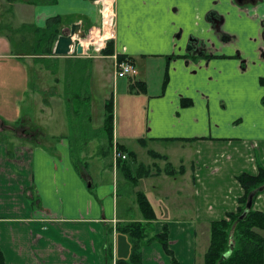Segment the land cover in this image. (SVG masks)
Returning <instances> with one entry per match:
<instances>
[{"label":"crops","instance_id":"crops-1","mask_svg":"<svg viewBox=\"0 0 264 264\" xmlns=\"http://www.w3.org/2000/svg\"><path fill=\"white\" fill-rule=\"evenodd\" d=\"M103 2L110 29L112 25L115 29V53L58 56L25 51L35 41V29L57 16L70 18L62 29L73 23H80L86 32L97 28L101 0H0V38L6 46L0 52V122L29 124L22 106L45 95L44 101L35 100L43 108L49 107L51 99L68 102L80 96L73 67L81 60L90 64L92 94L100 91L106 100L114 101L113 132L107 145L99 143L101 149L106 145L104 153L111 156L110 176L99 164L100 149L90 155L85 150L92 141L90 132L49 134L46 128L24 126L33 129L35 136L17 137L10 131L13 158L0 135V247L7 264H105L107 232L112 230V264H116L131 253L130 236L122 227L138 221L145 226L142 264H205L212 222L235 212L244 194L237 177L256 175L264 166V0L244 4L236 0ZM218 18H223L220 30L214 25ZM221 32L229 34V42L222 40ZM108 38L107 34L90 37L82 39V44L87 50ZM193 39L213 55H187ZM13 44L23 51H11ZM118 54L131 58L136 68L140 65L136 75L143 85L138 91L147 103V114L139 135L133 134L132 114L128 113L125 128H120L115 91L108 97L116 85L119 97L120 78L115 70L107 74L102 60L110 57L115 66ZM172 55L178 57L172 59ZM61 59L71 61L70 70ZM51 60H56L52 67ZM184 98L192 104L183 106ZM67 115L74 114L63 112ZM78 142L83 143L80 157L87 170L73 154ZM157 143L166 145L168 153L186 152L177 162L181 172L169 174L157 168V160L174 163L170 153L151 147ZM121 146L127 158L114 163V147ZM149 150L168 159L152 157ZM144 151L150 157L145 162L140 160ZM128 173L138 176L137 180ZM123 190L129 199L121 211ZM137 192L147 195L154 219H143L139 205L133 215L131 196L135 199ZM253 205L264 212V192ZM165 227L171 254L160 242L151 241Z\"/></svg>","mask_w":264,"mask_h":264},{"label":"trees","instance_id":"trees-1","mask_svg":"<svg viewBox=\"0 0 264 264\" xmlns=\"http://www.w3.org/2000/svg\"><path fill=\"white\" fill-rule=\"evenodd\" d=\"M96 1V0H90ZM70 18L57 16L50 18L47 25L44 28H36L38 38L36 39L35 46L37 44L38 49H34L36 55H52L55 43L58 37L61 35L62 25L69 24ZM46 41V46H44L43 51H39L42 47L44 41ZM115 53L114 41H109L108 45L101 50L103 55H113ZM178 55H172L171 58H176ZM128 59L133 61L131 58L124 54H118V60L123 61ZM168 77L164 79V85H166ZM139 86L143 85V82H136ZM143 88V87H142ZM192 104L191 99L184 98L182 100L183 106H189ZM114 123V101L110 99L106 102V118H105V128L108 134L113 132ZM0 133L5 131L13 132L17 134V137L23 136H35L34 130L31 128H26L21 123L15 122L13 124H6V122H0ZM8 144V155L9 157H14V142H9ZM140 142L145 145V140L140 139ZM123 147H120L122 150ZM152 157L168 159L167 156L162 155L153 150H149ZM166 172L169 174H175L181 172L183 169H177L173 165L168 163L166 167ZM133 181H136L138 176H131ZM238 181L244 189V194L239 199V206L235 212H228L226 218L216 220L212 222L211 225V240L208 250L205 254V264H264V212L252 208L248 209L246 204L248 202L249 196L252 193L255 198L262 192L260 188L264 186V166L259 167V173L256 175L249 173H242L237 177ZM136 200L141 210L143 219H154L156 217L155 210L148 199L147 195L143 192H137ZM253 201V203H254ZM246 212L244 218L241 216ZM143 228L144 224L134 221L122 227V231L129 234L131 239V253L128 259L119 258L116 264H142L141 249L143 247ZM112 230L107 232V244L105 247V264H112L113 261V237L111 238ZM151 241L160 242L165 250L171 254V249L169 248L168 230L165 227L164 230L156 235H153ZM0 264H7L5 254L0 247Z\"/></svg>","mask_w":264,"mask_h":264},{"label":"rangeland","instance_id":"rangeland-1","mask_svg":"<svg viewBox=\"0 0 264 264\" xmlns=\"http://www.w3.org/2000/svg\"><path fill=\"white\" fill-rule=\"evenodd\" d=\"M101 7V6H100ZM4 9V8H3ZM5 14L3 13V16ZM2 21L5 22L6 18H2ZM69 29H62L61 33H66L68 32ZM87 36L93 37V38H99L103 35L102 31V22L99 27L89 29L87 32ZM38 38L37 35H35V41L30 47L29 45L25 48V51L29 52L31 54L34 49H38L36 43V39ZM78 39V38H77ZM21 38H19V41ZM46 41H44L42 47L39 49V51H43L44 46H46ZM111 41V40H110ZM12 42V41H11ZM78 42V41H77ZM109 40L106 41V46L108 45ZM105 46V47H106ZM4 44V39L0 38V52H4L6 50ZM10 47V46H9ZM11 51L17 52L19 50L23 49L21 47H17L16 44H13V47L11 46ZM93 50H89L88 54L89 56H97V55H102L101 52L95 51L94 48L91 47ZM31 51V52H30ZM76 54V52L74 51ZM24 54H27L26 52ZM85 55V54H83ZM7 60V59H5ZM42 60H39L37 63V69L39 68V65ZM48 60H43V62H47ZM26 62V61H25ZM28 62V60H27ZM42 62L43 66L44 63ZM51 67L52 64L56 62V60H51ZM53 62V63H52ZM71 61L69 59H61V63H64L67 67L72 64H69ZM103 64L105 65V72L107 74L113 73L115 70L114 66V60L111 59L110 57H105V59L102 60ZM26 64V63H25ZM22 66H24L23 59H22ZM69 66V70H70ZM140 65H137V70H139ZM90 64L86 63L84 60L79 61V63L76 65V67H73V70L77 73L76 76L77 78V85L81 89V95L78 97H72L71 101H65L64 99L58 101L56 98L51 99L49 102V107L48 108H43L39 103V106L35 102V100H43L44 97H48L47 95L43 96V99H35L33 101H28L26 105L22 106V113L25 116L26 114L29 117L30 123L28 124L26 121L24 123H21L23 126H30L31 128L34 129H47V132L49 134H52L55 130L58 131V133H62L63 135H68L70 132L76 130H82L84 131V134H87L90 132V136H92V141L91 143L89 142L88 145L85 147V150L87 151L88 155H90L93 152L98 151L100 149L101 152H99V158H100V166L105 167L107 170V173L105 175L110 176V172L108 171V163L111 162V156H108L107 154L104 153V150L106 148L107 143L109 142L108 138V131L105 128V118H106V102L109 100L105 99V94L102 92H98V94L93 93L91 91V88L93 87L92 80H91V75L89 74L90 71ZM38 71V70H37ZM36 75V73H35ZM34 75V78H35ZM154 76H157V73L154 74ZM140 76L139 75H134V76H127L125 78H120L119 79V97L117 96L118 91H117V85L114 88L109 89L108 94L109 98L115 91L116 93V102H115V112L117 114L119 110V121H120V128H125V125L127 124L125 120H127V115L132 114V121H131V127L135 128V131L133 134L134 135H139V133L145 128L146 126V114H147V103L143 99V95L140 94L138 89H140L139 85L136 82H141L139 80ZM139 80V81H138ZM154 82V81H153ZM133 87H132V86ZM137 85V86H136ZM139 87V88H138ZM142 88V87H141ZM137 90V91H136ZM85 93V94H84ZM87 96L88 98H86ZM42 98V97H41ZM45 106V105H44ZM73 112V116H63V112ZM75 111V112H74ZM53 114V117L50 116ZM57 113L59 115L56 116L54 115ZM48 114V115H47ZM7 122H10L7 120ZM140 131V132H139ZM1 136L5 137L6 140H9L8 137H11L12 134L9 133H0ZM8 135V136H7ZM105 142V146L101 149L99 148V143ZM76 149L73 148V154L75 156V159L80 167H82L84 170H87L86 165H84V160L81 159L80 153H81V148L83 146V143L79 144L75 143L74 144ZM73 145V147H74ZM166 146V145H164ZM162 146L161 143H157V145H151L152 148L156 149L159 152L167 153L171 155L170 161L174 162L173 165L177 168L180 169L179 164L177 163L180 157H185L186 152L181 151L180 149L173 150L172 152H167L168 147ZM118 148V147H117ZM84 150V149H83ZM120 150V149H119ZM144 151L142 154L140 153V160L141 161H146L149 160V156L147 153ZM110 155V154H109ZM81 162V163H80ZM169 161H164V160H157V168L160 167L161 169L165 168L168 166ZM188 168L190 167V164H185ZM110 167V166H109ZM89 169V168H88ZM172 181L173 179H169ZM173 182V181H172ZM89 183H87L88 185ZM178 184V183H177ZM128 190V188H125ZM126 190H123L120 194L119 197V203L121 207V211L124 209V204L127 201L128 202V197L129 194H126ZM129 191V190H128ZM132 199V205H133V215L135 214V210L137 212L138 210V204L135 202L137 201L136 198L134 199L133 196H131ZM112 235H110L111 237ZM112 238V237H111Z\"/></svg>","mask_w":264,"mask_h":264},{"label":"built area","instance_id":"built-area-1","mask_svg":"<svg viewBox=\"0 0 264 264\" xmlns=\"http://www.w3.org/2000/svg\"><path fill=\"white\" fill-rule=\"evenodd\" d=\"M99 11L101 14L103 35L107 34V36L108 37L110 36V38L103 40L102 45H100V46H96L95 44L89 45L87 50H86L85 46L83 45L85 55L88 54L89 50H92L91 47L94 48L95 51L101 52V50L103 48H105V46H106V41L107 40H109V41L115 40V37H116L114 25H112L113 28L111 30L110 26L108 24L107 6H105V3L103 2V0H101V7L99 8ZM112 18L115 20V15L112 16ZM114 24H115V21H114ZM87 38H89V36L84 38V39H87ZM74 40H75V42L80 41L82 43V39H77L75 37ZM115 58H116V62H115V64H116L115 65V77L116 78H125L127 76H134L137 74L136 66L131 61H129L128 59H125L123 61H119L117 55L115 56ZM126 158H127V155L125 153H123L121 150H119V148L114 147V150H113L114 163H118L119 160H125Z\"/></svg>","mask_w":264,"mask_h":264},{"label":"water","instance_id":"water-1","mask_svg":"<svg viewBox=\"0 0 264 264\" xmlns=\"http://www.w3.org/2000/svg\"><path fill=\"white\" fill-rule=\"evenodd\" d=\"M242 2V0H239ZM80 23H73L71 27L69 28L68 32L61 34L57 42L55 44L53 53L58 56H67L72 54L74 51L77 55L81 56L84 54V47L83 44L79 42H75V37L78 39H84L87 36L86 31L81 29ZM264 189V186L260 188L262 191ZM254 195L255 193H252L249 196L248 202L246 204V207L248 209L252 208L253 201H254ZM246 215V212L241 216V218H244Z\"/></svg>","mask_w":264,"mask_h":264},{"label":"flooded vegetation","instance_id":"flooded-vegetation-1","mask_svg":"<svg viewBox=\"0 0 264 264\" xmlns=\"http://www.w3.org/2000/svg\"><path fill=\"white\" fill-rule=\"evenodd\" d=\"M239 4H244V3H254L255 0H236ZM223 22V18H218L217 22L214 23L216 30H220V26L221 23ZM221 38L223 41L225 42H229L230 41V36L227 33L221 32ZM263 38H264V34H263ZM187 55H192V56H200V57H206V58H210L213 54L211 53H207L206 47L204 46V44L200 45L199 41L197 39H193L187 49ZM242 65L245 67V63L243 62Z\"/></svg>","mask_w":264,"mask_h":264}]
</instances>
